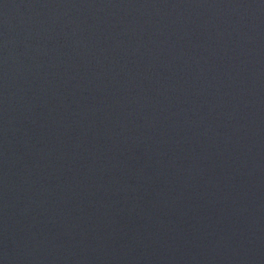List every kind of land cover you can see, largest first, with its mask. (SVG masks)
I'll return each instance as SVG.
<instances>
[{
    "label": "water",
    "instance_id": "1",
    "mask_svg": "<svg viewBox=\"0 0 264 264\" xmlns=\"http://www.w3.org/2000/svg\"><path fill=\"white\" fill-rule=\"evenodd\" d=\"M0 264H264V0H0Z\"/></svg>",
    "mask_w": 264,
    "mask_h": 264
}]
</instances>
